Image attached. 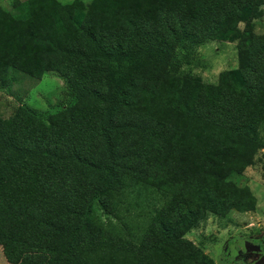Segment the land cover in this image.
I'll use <instances>...</instances> for the list:
<instances>
[{"label":"trees","instance_id":"1","mask_svg":"<svg viewBox=\"0 0 264 264\" xmlns=\"http://www.w3.org/2000/svg\"><path fill=\"white\" fill-rule=\"evenodd\" d=\"M263 7L264 0L0 6V85L12 72H58L75 99L46 120L26 106L0 116V244L10 264H211L184 235L207 206L251 204L250 191L230 178L264 144V38L252 22ZM208 41H237L240 52L239 68L216 85L183 75L177 57ZM138 186L167 196L138 238L88 218L96 199L120 216Z\"/></svg>","mask_w":264,"mask_h":264},{"label":"rangeland","instance_id":"2","mask_svg":"<svg viewBox=\"0 0 264 264\" xmlns=\"http://www.w3.org/2000/svg\"><path fill=\"white\" fill-rule=\"evenodd\" d=\"M20 1L24 0H0V6L12 11L15 3ZM57 1L67 4L74 0ZM82 1L89 4L92 0ZM261 9V15L252 19V22L254 33L264 38V7ZM239 26L243 30L246 23H240ZM185 56V51L177 52L182 62V74L208 84H219L222 72L240 66L237 41H208L195 48L189 57ZM74 102L68 79L58 72H46L41 79L12 72L10 84L7 87L0 85V116L3 118L11 116L19 106H26L38 118L46 120L49 114L66 109ZM261 137L264 140V127ZM230 180L250 191L248 199L251 204L243 210L228 209L223 205L207 206V217L184 235L200 252L202 259L211 264H220L226 245L231 240L264 237V144L256 151L252 163ZM133 191L125 198L120 216L106 213L100 199H96L88 218L103 221L106 227L121 236L138 238L149 224L154 211L166 202L167 196L150 187L138 186ZM240 249L236 247L233 253L236 260H245L248 264L264 261L260 253H255L259 250L249 252Z\"/></svg>","mask_w":264,"mask_h":264},{"label":"flooded vegetation","instance_id":"3","mask_svg":"<svg viewBox=\"0 0 264 264\" xmlns=\"http://www.w3.org/2000/svg\"><path fill=\"white\" fill-rule=\"evenodd\" d=\"M232 241H234L233 246L231 244ZM250 244L259 246L260 247L259 252H255V253H260L261 257L264 258V237H262V238H253V237L245 238V237H243L241 239H233L226 245V248H225L226 251L220 260V264H248L245 260H236L233 253H234L236 247L241 248L240 250H245V251L250 252L251 251V250H249ZM259 264H264V261H261Z\"/></svg>","mask_w":264,"mask_h":264},{"label":"crops","instance_id":"4","mask_svg":"<svg viewBox=\"0 0 264 264\" xmlns=\"http://www.w3.org/2000/svg\"><path fill=\"white\" fill-rule=\"evenodd\" d=\"M0 264H10L8 259L6 258L4 251H3V246L0 244Z\"/></svg>","mask_w":264,"mask_h":264},{"label":"water","instance_id":"5","mask_svg":"<svg viewBox=\"0 0 264 264\" xmlns=\"http://www.w3.org/2000/svg\"><path fill=\"white\" fill-rule=\"evenodd\" d=\"M249 250H255V251H258V250H260V247L259 246H256V245H253V244H250L249 245Z\"/></svg>","mask_w":264,"mask_h":264}]
</instances>
